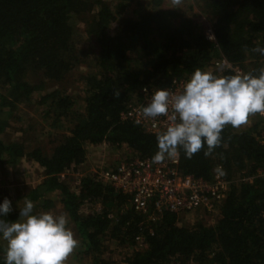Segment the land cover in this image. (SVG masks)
Wrapping results in <instances>:
<instances>
[{
  "label": "trees",
  "instance_id": "16d2710c",
  "mask_svg": "<svg viewBox=\"0 0 264 264\" xmlns=\"http://www.w3.org/2000/svg\"><path fill=\"white\" fill-rule=\"evenodd\" d=\"M151 1V9H134L132 15H124V9L136 0H118L114 7L106 0H0V165H15L27 157L42 169V180L24 198L34 202V211L61 204L91 264H118L101 257L105 239L134 246L140 243L137 237L143 239V250L132 251L123 264H185L189 260L195 264H264L260 217L264 181L255 176L264 163V142L258 139L263 119H257V113L247 128L226 125L220 146L208 157L206 146L191 159L180 151V173L210 181L215 167L221 166L229 182L220 215L212 225L180 226L178 214L169 211L152 222L147 214L130 207L127 194L96 176H83L77 192L60 176L84 162L88 144L126 145L135 156L155 155L157 133L120 118L143 85L165 87L174 79H189L196 68L206 71L221 57L241 72L255 73L264 67V55L252 51L264 47V0H203V9L211 15L208 24L213 40L206 38L204 27L192 18L162 7L161 0ZM76 14L90 15L85 16L84 32L98 47L93 72L81 76L83 111L74 109L68 94L59 89L47 91L38 103L45 105L46 116L54 117L51 126L66 120L68 133L50 154L39 148L25 151L18 141L2 138L8 116L17 104L29 102L43 88L42 83L27 80L30 71L60 82L82 62L81 36L71 24ZM116 21L117 29L111 33L108 28ZM116 91L119 97L114 96ZM85 202L98 203L100 208L83 214L80 208ZM19 213L20 209H13L0 219L14 222ZM0 264H5L1 244Z\"/></svg>",
  "mask_w": 264,
  "mask_h": 264
},
{
  "label": "clouds",
  "instance_id": "9594fccd",
  "mask_svg": "<svg viewBox=\"0 0 264 264\" xmlns=\"http://www.w3.org/2000/svg\"><path fill=\"white\" fill-rule=\"evenodd\" d=\"M172 3L179 6L182 0ZM208 38L214 39L211 35ZM252 51L264 55V47ZM119 95V91L114 93ZM256 113L264 114V67L255 73L230 75L196 68L181 91L157 89L142 108L145 119L170 116L169 126L156 135L154 163L177 158L181 150L191 159L205 146L204 155L208 157L220 146L226 125L239 128ZM34 209V202L25 197L16 221L0 219V238L6 241L5 264H65L79 245L68 226V214L37 213ZM12 210L11 201L5 198L0 203V216Z\"/></svg>",
  "mask_w": 264,
  "mask_h": 264
},
{
  "label": "rangeland",
  "instance_id": "374dc122",
  "mask_svg": "<svg viewBox=\"0 0 264 264\" xmlns=\"http://www.w3.org/2000/svg\"><path fill=\"white\" fill-rule=\"evenodd\" d=\"M111 7L117 4L118 0H106ZM137 3V4H136ZM162 7H167L176 10L177 12L188 16L195 20L200 27H204L205 30L210 27L208 24L211 20V15L203 9V0H182L181 5L176 6L172 3V0H161ZM151 0H136V2L130 4L123 11L124 15H132L134 9L145 10L152 8ZM96 10V9H94ZM85 15H72L71 24L74 28L78 29L81 36V42L79 43V53L82 58V62L75 66L60 82H53L46 78L40 71H30L27 75V80L33 84H43V88L35 91L29 102L19 103L17 107L8 116V126L5 128L2 135L5 141H18L21 143L25 151H31L32 149L39 148L45 154H50L53 147L58 144L62 139L69 125L63 118L60 119V124L57 127L51 126L52 115L46 116L44 113L45 105L39 104L38 100L47 91L53 89H59L62 94H68L74 100V109L78 112L83 111L84 105V83L81 79L82 75L93 72L96 64V57L98 55V47L93 37L88 36L84 31L86 28ZM119 21L113 22L109 28L111 33L117 29ZM137 57L136 54L131 55ZM222 58V57H221ZM219 58V59H221ZM217 59L216 61H218ZM206 71L213 72V64ZM214 74H217L213 72ZM218 75V74H217ZM181 79V78H180ZM185 79V78H184ZM143 86H154L153 84H147ZM142 86V87H143ZM168 87V86H165ZM161 87V88H165ZM141 89V88H139ZM139 91V90H138ZM137 96H134L130 102H134ZM258 116V117H257ZM256 118L261 120L260 113H257ZM255 117L252 115L249 117L248 122L237 129H244L254 123ZM263 119V118H262ZM135 156L134 152L126 145L121 147H115L102 142L99 144L86 145V158L83 163L79 165H73L66 171H64L61 178L69 186V188L76 192L77 187L81 181V178L85 175H94L98 177V174L109 168H113L117 162L124 157ZM42 180V169L31 159L27 157H21L15 165H0V203H3L5 198H8L12 203V209H20L24 205V195L34 186H36ZM91 203V202H90ZM85 202L80 211L83 214L90 213L94 208L99 209L98 203ZM35 212H52L54 214L65 213L61 204H56L49 210L36 209ZM214 214V215H213ZM206 213L202 210H197L188 213H178V225L190 227L198 222L204 225H212L219 213ZM156 221V220H155ZM154 222V221H152ZM74 233V238L79 241L78 247L69 256L65 264H91L90 257L85 254L82 240L78 234L75 224L69 219V225ZM0 244L6 248V241L0 238ZM144 243H136L134 246H128L125 244H118L110 239L103 241V248L101 250V257L118 264H123L126 257L134 250H143ZM179 264V263H172ZM185 264H195L191 260Z\"/></svg>",
  "mask_w": 264,
  "mask_h": 264
},
{
  "label": "built area",
  "instance_id": "2783aa9c",
  "mask_svg": "<svg viewBox=\"0 0 264 264\" xmlns=\"http://www.w3.org/2000/svg\"><path fill=\"white\" fill-rule=\"evenodd\" d=\"M210 35L214 37L209 27L205 30V36L208 38ZM221 69L222 71L232 69L235 73L241 72L233 68L224 57L213 64V72L219 74ZM187 80V78L174 79L164 89L179 92ZM160 88L141 87L135 101L128 103L120 113V118L139 125L150 133L164 131L169 126L171 109L169 117H158L152 120L142 116V108L146 106L151 95ZM260 115L263 123L258 139L263 143L264 114L260 113ZM138 120L139 124L136 123ZM178 163V157L166 158L161 163H154L150 157H124L113 168L101 171L97 178L111 185L116 191L127 194L130 207L136 212L147 214V218L151 221L159 219L166 211L178 214L202 210L212 214L218 212L220 215L219 208L229 188V182L221 174V166L215 167L212 179L206 181L192 174L180 173ZM217 168L220 172L216 171ZM60 176L63 174L61 173ZM255 176L264 181V163L256 169ZM79 185L76 192L79 190ZM260 217L264 223V209L261 210ZM136 240L143 243L141 237H137Z\"/></svg>",
  "mask_w": 264,
  "mask_h": 264
}]
</instances>
